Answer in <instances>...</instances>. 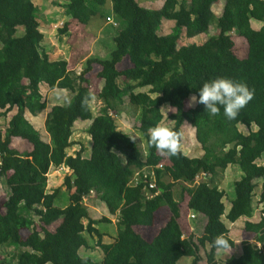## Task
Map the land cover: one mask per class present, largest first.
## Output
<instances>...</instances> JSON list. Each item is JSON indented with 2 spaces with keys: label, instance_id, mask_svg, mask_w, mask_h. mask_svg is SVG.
<instances>
[{
  "label": "trees",
  "instance_id": "obj_1",
  "mask_svg": "<svg viewBox=\"0 0 264 264\" xmlns=\"http://www.w3.org/2000/svg\"><path fill=\"white\" fill-rule=\"evenodd\" d=\"M107 1L68 0L67 5L73 21L85 27ZM111 1L112 14L120 23L115 47L109 58H89L77 72L67 60H53L44 50L45 34L33 0H0V115L15 111L7 127L0 129V180L4 178L9 187L4 212H0V232L17 248L18 264H32L34 254L36 264H177L184 256L192 258L191 264H201V247L207 245V263L215 264L216 236L223 235L230 248L237 243L224 218L235 222L241 217L248 218L244 230L253 235L252 240L241 241L240 255H231L221 264H264V164L258 163L264 155V0H225L223 12L216 18L213 4L219 0H164L160 9L142 7L137 0ZM164 19L175 25L170 33L160 35ZM253 19L263 25L254 29ZM214 24L218 33L202 44L179 46L183 35L193 38L209 33ZM68 25L61 33H66ZM19 28L23 33L17 35ZM233 32L247 41L251 72L240 66ZM125 59L132 66L120 69ZM94 63L101 66L98 76L104 80L97 94L100 112L95 117L91 108L95 94L88 76ZM216 77L243 82L253 92L233 120L223 116L222 108L216 116H209L200 104L185 108L189 97ZM45 81L72 93L68 103L52 107L47 120L50 142L42 139L25 116L27 110L37 116L47 107L40 91ZM144 87L149 90L136 91ZM127 95L140 111L137 129L146 142L145 158L137 141L116 125L115 115ZM165 104L175 109L168 117L174 122L170 130L180 133L179 145L187 121L196 130L201 156L189 157L180 149L170 157L149 145L148 132L164 119L161 107ZM78 120H92L87 128L92 139L90 157L84 156V146L68 154ZM238 123L254 124L257 130L244 133ZM15 137L27 141L32 150L13 148ZM162 161H166L164 168H155ZM230 164H237L243 173L234 182L236 195L226 211V192L215 177L223 176ZM60 166L72 171L65 179L73 188L65 207L56 204L59 188L47 190L50 169ZM145 167L155 168L154 176L130 184ZM201 173L208 178L195 183ZM153 179L156 188L149 190ZM256 179L263 180L260 218L252 221ZM92 194L117 216L113 242H103L96 227L111 218L90 216L84 198ZM184 203L193 213L206 216L201 236L185 235L181 222ZM163 208L170 210L169 218L151 239L136 230V226H153L156 213ZM23 229L29 231L26 238ZM85 232L98 235L103 250L100 262L80 255V249L88 245ZM0 264L4 262L0 260Z\"/></svg>",
  "mask_w": 264,
  "mask_h": 264
},
{
  "label": "rangeland",
  "instance_id": "obj_2",
  "mask_svg": "<svg viewBox=\"0 0 264 264\" xmlns=\"http://www.w3.org/2000/svg\"><path fill=\"white\" fill-rule=\"evenodd\" d=\"M142 7L156 9V0H137ZM164 1V0H163ZM35 5L38 7V20L40 21V28L45 34V39L43 41V48L49 54L50 58L53 60L64 59L69 62V66L75 69L77 72L86 66L87 59L89 58H100L107 59L110 56L111 51L115 47L114 37L118 34L120 23L116 20L112 14V1L108 0L104 7H101L97 14L94 15L89 22V24L83 27L80 24H76L70 14L68 9V0H33ZM225 5V0H219L213 4V11L215 18L221 16ZM108 18L111 19L108 20ZM68 25V30L66 33H61V29L64 28L65 24ZM258 23V22H256ZM262 24V23H260ZM175 23L169 20H162L160 33L168 34L172 31ZM253 28H260V25L252 23ZM23 33V28H19L17 35ZM217 26L211 25L209 33H204L197 35L193 38H186L184 35L179 42V46L187 45L190 43L202 44L211 35L217 34ZM233 40L235 42L234 52L238 56L240 61V66L243 70L251 72V63L247 60L248 54V44L247 41L241 37L236 32L232 34ZM81 41V43L79 42ZM82 43L86 47L82 46ZM89 43L90 47H89ZM89 48H88V47ZM132 66L129 59H125L123 63L119 66L120 69L128 68ZM101 70V66L98 63L93 64L92 71L88 74L90 83L89 87L95 96L91 101V108L94 117L100 112L101 103L97 97V94L101 91L104 80L98 76V72ZM149 87L137 88L136 91H148ZM40 91L46 100L47 107L37 116L31 114L28 110L25 113L27 119L34 125V127L40 132L41 137L44 141L50 142L49 125H47V120L51 114L52 107L55 105L66 104L70 101L72 93L67 89H61L54 87L51 81H45L42 83ZM193 96V95H191ZM190 96V97H191ZM190 97L185 103V108L194 107L196 104L189 106ZM161 111L164 114V119L159 126H164L167 128H172L174 122L169 119L168 115L174 112L175 109L169 104H165L161 107ZM15 111L10 112L7 116L0 115V129L4 130L9 122L10 116H12ZM116 117V125L119 131L127 133L133 137L140 147L143 157L146 156V142L138 131V119L140 118V111L135 106L129 103V96L124 97V104L121 107L118 115ZM92 120H78L75 122L73 127L72 135V146L68 149V154H75L82 146L86 148L84 152L85 157H90L92 139L89 135L87 128L91 124ZM239 129L244 133H249L251 131L257 130V127L246 126V124H239ZM182 139L180 143V149L189 157H197L203 154L201 144L197 141L196 131L192 128L189 122H185L182 130ZM11 146L16 148L20 152L31 151L32 147L27 143V141L15 137L12 140ZM259 164H264L263 158L258 160ZM240 168L237 164H233L229 167L228 171L222 174H218L215 177V181L220 184V188L226 192V197L224 198L225 204L228 208L231 206L232 199L235 197V186L234 182L240 176ZM72 174V171L65 166L52 167L48 174V192H52L54 189L59 188L60 192L57 197L56 204L60 207H65L69 203L70 194L73 192V188L68 187L65 184L66 176ZM236 179V180H235ZM262 179H256L255 182L258 184L255 197H254V215L251 218L252 221H258L260 218V207L261 202L259 201V195L261 192ZM179 187V186H178ZM180 192V190H179ZM178 192V193H179ZM9 187L5 182V179L0 180V212H4V203L8 197ZM176 192V194L178 195ZM188 195L185 196V202ZM85 204L88 207L90 216L93 219H102L104 216L111 218L110 222H100L96 225L98 230L103 234V242L109 243L113 242L117 236L118 220L116 215H111L108 211L106 204L101 201L95 194H92L85 200ZM183 217L182 226L185 231V235L188 234V223L190 225H195L199 235L204 233L205 224L207 218L202 213H193L187 209L185 203L183 205ZM230 209V208H229ZM227 209L226 211H228ZM188 212L194 214L195 218H187ZM170 210L163 208L156 213L155 224L151 227L136 226V230L148 239H151L155 233L163 227L167 219L169 218ZM225 222L228 223L230 229V236L232 239L236 240V246L226 250H218L216 255V263L221 264L231 255H240L242 246L241 241L252 240V234L245 232V223L248 220L246 217H241L235 222H229L227 218H224ZM56 225L51 226V229H55ZM194 227V228H195ZM22 235L26 238L29 231L23 229ZM88 240V245L80 249V255L83 257H90L96 262H100L103 258V250L98 245V235L90 234L88 232L84 233ZM197 236V235H196ZM198 237V236H197ZM210 249V245L206 247H201V255L203 260L201 264H208L206 253ZM18 250L14 245H10L8 240L5 239L4 234L0 232V260L4 264H18V259L16 257ZM37 255L34 254L32 259V264H36ZM192 258L190 256L182 257L177 264H191Z\"/></svg>",
  "mask_w": 264,
  "mask_h": 264
},
{
  "label": "clouds",
  "instance_id": "obj_3",
  "mask_svg": "<svg viewBox=\"0 0 264 264\" xmlns=\"http://www.w3.org/2000/svg\"><path fill=\"white\" fill-rule=\"evenodd\" d=\"M252 96V90L245 83L228 77H216L202 84L197 95L190 97L189 106L203 105L204 111L209 116L218 115L222 108L223 116L233 120ZM179 136V132L167 127L153 126L148 132V143L167 156H176L180 150ZM213 247L217 250H226L229 249L230 244L223 235H219L213 239Z\"/></svg>",
  "mask_w": 264,
  "mask_h": 264
},
{
  "label": "built area",
  "instance_id": "obj_4",
  "mask_svg": "<svg viewBox=\"0 0 264 264\" xmlns=\"http://www.w3.org/2000/svg\"><path fill=\"white\" fill-rule=\"evenodd\" d=\"M108 20L111 21L110 18H108ZM166 163V161H162L160 162L155 168H160V169H163L164 168V164ZM155 168H143L142 170H139L136 172L134 178L132 179L131 183L130 184H133V185H138L139 183H141L143 180L146 181V179L148 178L149 175H151L152 177L154 176V172H155ZM208 178V175L206 173H201L200 175L197 176L196 178V182L195 183H199L205 179ZM154 181H150L149 182V187L148 189H155L156 188V182H155V179H153ZM91 196V195H90ZM89 197V196H88ZM88 197H85L84 198V202L86 200V198ZM191 218H195V215L192 214L191 215Z\"/></svg>",
  "mask_w": 264,
  "mask_h": 264
},
{
  "label": "crops",
  "instance_id": "obj_5",
  "mask_svg": "<svg viewBox=\"0 0 264 264\" xmlns=\"http://www.w3.org/2000/svg\"><path fill=\"white\" fill-rule=\"evenodd\" d=\"M156 3H157V7H156V9H160L163 5H164V1L163 0H156ZM165 20H168V19H164V21ZM169 21H172V22H174L173 20H169ZM256 22H258V23H256ZM252 23H255V24H258V25H260V27L263 25V23L262 22H259V21H257V20H252L251 21V26H252ZM260 23H262V24H260ZM254 29H256V28H254ZM259 29V28H258ZM160 35H166V34H161L160 33V30H159V32H158ZM1 111V110H0ZM185 124V123H184ZM184 126V125H183ZM192 126V125H191ZM192 128L193 129H195L193 126H192ZM182 129H183V127H182ZM196 131V130H195ZM231 165H233V164H230L228 167H227V169H226V171L225 172H227L228 171V169H229V167L231 166ZM239 167V166H238ZM242 171L240 170V176H239V178L237 179V180H239L240 178H241V176H242ZM236 180V179H235ZM236 180V181H237ZM221 187V186H220ZM226 205V210L227 209H229L231 206H229V208H228V206H227V204H225ZM231 205H232V202H231ZM170 215V214H169ZM191 215L192 214H190L189 212H188V214H187V218L189 219H191ZM183 217V216H182ZM182 217H181V220H182ZM228 224V223H227ZM229 226V225H228ZM188 227H189V232H188V234L186 235V236H188L189 234H191V233H194L195 235H197V236H201V235H199L198 233L196 234V231H197V229H196V227H195V225H190V223H188ZM195 227V228H194ZM230 228V227H229ZM236 241V240H235Z\"/></svg>",
  "mask_w": 264,
  "mask_h": 264
}]
</instances>
